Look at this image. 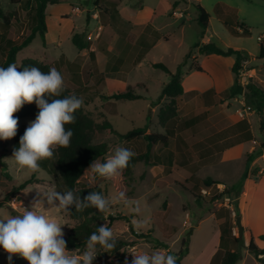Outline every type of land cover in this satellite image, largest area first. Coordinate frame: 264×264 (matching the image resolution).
<instances>
[{"label":"rangeland","instance_id":"1","mask_svg":"<svg viewBox=\"0 0 264 264\" xmlns=\"http://www.w3.org/2000/svg\"><path fill=\"white\" fill-rule=\"evenodd\" d=\"M143 1L156 7L159 13L170 7L166 0H131V3L138 5ZM86 3L87 0H61L56 5L48 6V15L51 16L55 11H69L70 5L86 7ZM179 3L186 9V16L189 18L186 25L180 22L184 25L180 29L174 28L173 25L160 29L164 37L171 35L170 38L168 36V39L163 37L160 40L147 54V61L143 60V66L132 72L128 83L121 80L96 82L98 71L93 55L83 68L76 70L74 67L70 69L68 75L67 67L58 66L57 62L62 53L70 59L75 57L77 49L71 40L66 41L60 50L55 45L43 44L40 36H37L29 46L18 53L16 64L19 67L24 59L30 58L61 72L65 88L83 99L81 109L95 123L93 143H106L110 146L106 158L114 153L117 146L130 149L135 155H142L146 152L147 146L142 138L128 141L121 135L144 127L149 134L166 133L165 128L160 125L159 112L170 103V99L167 97L160 99V96L164 83H167L170 77L164 71L152 67V64L155 61L162 62L174 71L184 62L190 50L195 51L194 45L201 43L203 32L196 20L197 4H201L212 17L208 32L212 43L223 49L240 47L246 52L248 57L243 62L239 74V77H243L245 86L253 83L255 89L264 90V60L259 59L261 42L258 40V37L264 35V0H200L199 3L196 0H179ZM0 6L11 18L8 26L0 20V47L7 48L12 43H20L35 25L34 10L26 8L24 3L11 4L9 0H0ZM71 17L76 21L77 28L86 27V13L81 15V19L75 14ZM101 18H104L102 13ZM162 21L161 18L155 20L158 29ZM242 28L248 29L250 34H243ZM5 56L6 52L0 50V63L4 61ZM192 66L198 67L196 62ZM227 69L229 68L224 67L223 71ZM229 70L231 72V69ZM77 76L80 78L79 81L75 78ZM185 78L187 88L190 86L199 88L209 82V78L201 74L190 77L185 75ZM130 85L135 93L145 99L116 101L101 98L103 95L109 96L115 92L126 91ZM223 97L199 91L177 97L178 115L168 123L174 130V135L169 137L167 147L155 149L156 155L163 157V162L154 165L141 161L131 164L128 171L123 170L119 177L111 180L103 177L100 179L99 188L104 196L115 198L120 192L125 194L105 215L114 218L109 228L113 230L116 240L126 245L119 247L117 253H110L97 245L93 264H131L133 252L151 253L159 250L175 256L182 250L183 242L189 239L190 255L183 258L182 263L194 264L198 261L216 232L211 214L219 210L224 201V196L215 202L212 198L220 195L225 189L224 186L208 188L203 181L206 175H214L226 183H234L244 169L243 160L210 167L206 166L205 160L200 157V153L204 154L207 150L216 148L213 145L219 141L224 142L218 143L219 147L221 145L225 147L242 138L239 128L233 124L243 118L237 112L249 106L246 97L242 95L226 101ZM244 117L251 118L256 140L264 144V131L260 128L258 115L246 114ZM34 120L35 118L18 120V129L29 126ZM104 123H109L116 133L109 128L100 130L98 126ZM12 146L13 138L0 139V157L6 164L5 167L0 165V201L8 197L5 207L0 208V219L21 214L24 208L31 210L33 202L41 198L38 191L43 192L50 188L65 191L54 170L56 149L51 159L39 162L38 172H30L18 169L10 159L14 151ZM93 174L89 170L85 180H92ZM26 182L29 184L22 190H17ZM205 189L209 191L207 194L203 193ZM49 207L45 198V209ZM137 207L140 209L139 212L135 211ZM220 213L226 214L225 210L217 212L221 215ZM48 214L63 225L64 238L78 224L77 220L70 218L68 212L49 209ZM126 218L130 220L132 229ZM104 224L108 226L109 219L103 221ZM223 224L227 225V221ZM228 224L234 226L236 234L234 230L232 233L238 237L233 215ZM243 246L244 243L241 244L240 251L244 255ZM85 250L86 246L69 251L72 255H82ZM7 257L8 253L0 247V264H9ZM222 257L223 251H220L213 257L212 264H221ZM12 262L28 264V261L19 255H14ZM246 264H253L250 257Z\"/></svg>","mask_w":264,"mask_h":264},{"label":"crops","instance_id":"2","mask_svg":"<svg viewBox=\"0 0 264 264\" xmlns=\"http://www.w3.org/2000/svg\"><path fill=\"white\" fill-rule=\"evenodd\" d=\"M166 1L170 7L163 13H159L156 7L147 2L144 3L143 1L138 5H134L131 3V0H87L86 7L77 4L70 5L69 11H55L51 16L48 15L47 7L46 22L48 32L46 34V43L55 45V47L62 50L66 41L71 40L72 42L74 34L84 33L85 39L89 42V47L82 50L75 47L77 52L73 59L65 56L64 53L60 54L57 65L67 67V73L69 75L70 69L74 67L76 70H79L80 67L83 68L88 60H90V56L93 55L98 71L97 77H95L96 82L121 80L124 83H128L132 72L143 66V60L147 61V54L164 37L160 29L171 25L174 28L180 29L189 20L186 16V9L181 7L182 5L179 3V0ZM196 1L198 3L200 2V0ZM174 12L176 15H174ZM83 13H86V27H83V29L77 28L76 21L72 19L71 15L75 14L81 19ZM101 13L104 15V18H101ZM158 18L163 20L160 23L161 27L159 29L155 23V20ZM197 18L198 16L196 20ZM180 22H183L182 24L184 25L180 24ZM211 22L212 17L210 16L209 26L206 30H203L202 41L198 45L212 43L208 36ZM168 36L170 38L171 35ZM168 36L164 38L168 39ZM228 48L232 47L221 49L227 50ZM233 49L244 51L240 47H234ZM192 53L191 58L186 60L182 66L184 94L199 91L200 93L211 92L215 96L219 95L223 97L225 91L235 81V74L232 72V67L236 60L235 56L203 55L198 52V48H195V51H192ZM139 56H142L140 60ZM194 62L201 68V71L198 70V67L195 68L192 66ZM179 66L181 65H178L174 71H171L175 72ZM224 67L231 69V72L229 69L224 72ZM197 74L208 77V84L199 88L194 86L185 87V75L190 77ZM169 77L171 79L170 75ZM75 78L78 81L80 80L79 76ZM169 81L164 83V86ZM223 100H225L224 97ZM254 113H249V115ZM242 120L247 122V127H239L237 125ZM233 126L237 127V129L239 128V134H241L242 138L232 145L225 147L223 145L219 147L218 143H224L219 141L213 145L216 148L209 149L204 154L200 153V157L205 160L206 166L210 167H214L220 163H233L237 160H243V172L234 183H226L214 175H206L205 177V179L209 178L219 183L212 187L224 186L227 189L241 186V192L237 199L231 200L224 196L221 208L211 214V219L215 222V235L205 246L201 257L194 264H212L213 257L220 251H225V249L221 248V225L226 221L227 210L231 211V216L233 215L236 222L235 202L238 203V211L244 227L242 239L245 252L244 255L243 253L241 254V259L237 264H246L248 257H250L253 264H263L262 261H258L249 252L248 247L251 240H253L258 249H264V240L260 238L264 236V144L256 140L257 138L252 130L251 118H240ZM248 132L251 133V139H247L244 136ZM222 210H225L226 214H217V212ZM232 230H235L234 226ZM190 244L191 240L189 239V246ZM189 246L188 253L183 258L190 255ZM228 246L229 243L226 241L225 247ZM260 257L263 259L264 255Z\"/></svg>","mask_w":264,"mask_h":264},{"label":"clouds","instance_id":"3","mask_svg":"<svg viewBox=\"0 0 264 264\" xmlns=\"http://www.w3.org/2000/svg\"><path fill=\"white\" fill-rule=\"evenodd\" d=\"M64 91V77L54 67L47 73L35 66L19 71L15 63L0 67V139L16 136L18 119L14 113L24 104L35 102L39 109L10 158L18 169L38 172L40 161L51 159L56 148L70 145L74 133L65 125L75 123L74 114L83 106V99L75 94L58 98ZM134 155L130 149L117 146L103 163L93 161L89 168L94 174L111 180L122 174ZM38 193L41 198L33 202L31 210L24 208L21 214L0 219V247L8 253L9 264L14 255L27 260L28 264H93L97 245L106 250L116 246L113 230L104 224L88 237L82 255H72L67 250L63 225L50 216L48 210L67 213L74 206L76 211L92 207L107 213L125 195L123 192L115 198L98 192H90L81 198L72 190L60 192L54 188ZM45 198L50 206L48 209H45ZM135 211L140 209L137 207ZM131 254V264H176L174 255L159 250Z\"/></svg>","mask_w":264,"mask_h":264},{"label":"trees","instance_id":"4","mask_svg":"<svg viewBox=\"0 0 264 264\" xmlns=\"http://www.w3.org/2000/svg\"><path fill=\"white\" fill-rule=\"evenodd\" d=\"M11 4H25L26 8H31L34 10V20L35 25L29 31V33L23 38L20 43H12L11 46L5 48L0 47L2 52H6L5 59L0 63V67H7L9 64H16L18 53L29 46L33 40L40 36L43 44H46V34L48 32L47 22H46V10L49 5H56L59 3V0H9ZM198 18L197 22L199 26L206 30L209 26L210 15L209 13L201 6L197 5ZM0 20L3 24L8 26L10 24V16H8L2 7L0 6ZM243 34H250L248 29L242 28ZM72 42L76 48L82 50L89 47V42L85 39L84 33H76L72 37ZM194 48H198V52L203 55L216 54L224 57L235 56L236 60L232 67V72L235 74L234 84L225 91L224 99L233 100L237 97L244 95L248 105L255 110V113L259 117L260 128L264 131V90H257L254 87L253 83L247 84V86H242L240 83V70L242 69V64L247 60V54L242 50H236L233 48H228L223 50L219 48L214 43H206L202 45H195ZM192 51H189L185 56V61L181 66L177 68L175 72H172L164 63L154 62L152 66L155 69H160L165 73L171 76V79L168 84L164 86L161 92L160 99L163 97H168L170 103L162 108L159 112V122L162 127L165 128V134H149L147 133L146 128H136L122 134L121 137L131 141L134 139H143L147 146L146 152L142 155H134L129 162L128 168L131 164L138 163L143 161L146 164H160L163 162L162 156H157L155 149L157 147L164 148L169 145L170 136L174 135V130L168 126V123L175 119L178 115V109L176 106V98L184 94V87L182 84V66L185 64L186 60L191 58ZM259 59L264 60V35L263 40L260 43V52ZM17 65V64H16ZM35 66L38 67L42 72L47 73L50 67L38 60L35 59H24L20 66L18 67L19 71H23L24 67ZM198 70L201 71V68L198 67ZM72 94L69 89L65 88L61 97L68 96ZM103 100L113 99L116 101L126 100L134 101L145 99L142 95L137 94L133 91L132 86L126 91L115 92L109 96H101ZM39 112L38 107L35 102L31 104H24L23 107L16 113L14 117L18 120L23 118H36L37 113ZM75 123L65 125L66 128H70L73 131V136L71 138L70 145L68 147H58L55 150L56 158L54 161V170L56 175L60 179V184L63 185L65 191L72 190L75 194L83 198L90 192L101 193L99 188V181L102 177L97 174H93L92 180L86 181L85 175L91 170L89 167L93 161H99L103 163L106 159V155L110 150V146L106 143L94 144L92 141V133L95 128L94 121L79 109L75 112ZM239 127H247V122L245 120L240 121L237 124ZM28 126H23L17 130V134L13 137V150L18 149L20 137L24 134L25 129ZM100 130L112 129V126L109 123H104L98 126ZM116 133V132H115ZM245 138L251 139V133L244 135ZM154 159V160H153ZM0 165L5 167V163L1 160ZM206 187H212L213 185H218V182H214L212 179H205L203 181ZM29 184L26 182L17 190H22L25 185ZM241 192V186L237 188H227L220 193L217 197L212 198V201L215 202L219 197L225 196L229 199H237ZM8 197L4 201H0V208L5 207L7 204ZM235 211L239 210L238 203L234 204ZM69 216L73 220H77L78 224L71 230V232L64 238L67 243V250H77L86 246L88 237L95 231L97 228L103 225V221L109 219V225L114 221V218L106 216L105 213H100L97 209L89 207L83 211H76L75 207L69 209ZM231 218V211L227 210L226 221L227 225H221V248L225 249L223 252V257L221 264H237L241 259L240 246L243 243V239L236 237L232 233L233 226L228 224ZM130 224L131 229L133 228L130 220L126 218ZM264 240V236L260 237ZM226 241L229 243L228 247H225ZM126 243L116 240V246L107 250L110 253H117L119 247L125 246ZM189 241L185 240L183 242V248L178 252L176 257V264H182V259L188 253ZM248 250L252 253L258 261H262L260 256L264 255V249L260 250L254 244V241L251 240ZM12 264H15L12 262Z\"/></svg>","mask_w":264,"mask_h":264},{"label":"built area","instance_id":"5","mask_svg":"<svg viewBox=\"0 0 264 264\" xmlns=\"http://www.w3.org/2000/svg\"><path fill=\"white\" fill-rule=\"evenodd\" d=\"M174 15H176V13L174 12ZM258 40L261 42L263 40V37L260 36L258 37ZM240 83L242 84V86H245L244 82H243V77H240ZM255 112V110L253 108H251L250 106H245L243 109L238 111V114L241 117H244V115L249 114V113H253ZM209 191L208 190H203L204 194H207ZM234 234H236L235 230H234Z\"/></svg>","mask_w":264,"mask_h":264},{"label":"water","instance_id":"6","mask_svg":"<svg viewBox=\"0 0 264 264\" xmlns=\"http://www.w3.org/2000/svg\"><path fill=\"white\" fill-rule=\"evenodd\" d=\"M235 217H236V224H237V229H238V234H239L238 237L242 238L244 235V227L241 222V216L239 214V211L235 212ZM262 263L264 264V258L262 259Z\"/></svg>","mask_w":264,"mask_h":264}]
</instances>
